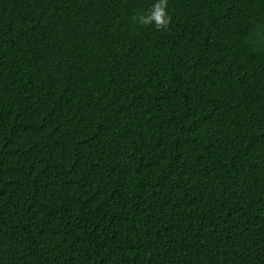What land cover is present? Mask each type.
I'll use <instances>...</instances> for the list:
<instances>
[{
    "label": "trees",
    "instance_id": "trees-1",
    "mask_svg": "<svg viewBox=\"0 0 264 264\" xmlns=\"http://www.w3.org/2000/svg\"><path fill=\"white\" fill-rule=\"evenodd\" d=\"M0 0V264H264V0Z\"/></svg>",
    "mask_w": 264,
    "mask_h": 264
},
{
    "label": "clouds",
    "instance_id": "clouds-1",
    "mask_svg": "<svg viewBox=\"0 0 264 264\" xmlns=\"http://www.w3.org/2000/svg\"><path fill=\"white\" fill-rule=\"evenodd\" d=\"M168 0H154L152 5L143 12H135L131 19L134 23L140 25H152L157 30H166L171 17L167 11Z\"/></svg>",
    "mask_w": 264,
    "mask_h": 264
}]
</instances>
